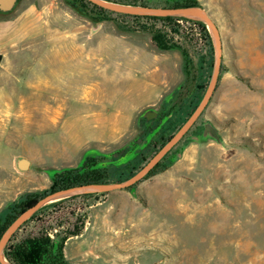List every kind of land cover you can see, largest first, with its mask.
<instances>
[{
    "label": "rangeland",
    "instance_id": "rangeland-1",
    "mask_svg": "<svg viewBox=\"0 0 264 264\" xmlns=\"http://www.w3.org/2000/svg\"><path fill=\"white\" fill-rule=\"evenodd\" d=\"M105 1L142 7L174 4ZM196 1L219 28L224 68L189 134L211 121L223 144L191 143L179 159L167 160L185 136L131 187L88 192L91 197L83 192L53 198L0 245L5 260L4 251L24 236L47 231L57 243L78 225L81 232L65 242L67 264H264V0ZM92 3L19 0L1 16L17 24L13 42L0 52V211L26 193L47 194L49 190L41 189L54 170L75 167L70 154L75 143L73 104L84 94L74 90L78 85L95 79L93 100L108 105L140 102L144 93V111L157 112L151 120L171 122V135L189 119L212 81L216 38L203 20L175 15L134 18ZM94 25L100 27L93 32ZM140 26L162 30L190 59L187 76L182 52L167 51V69L147 80L159 84L168 78L172 85L155 100L148 94L151 86L145 75L138 68L127 72V53L156 51L150 33ZM94 70L97 75L89 76ZM64 112L65 154L52 156L49 146L45 149V137H62L53 129ZM123 126L131 131L130 139L101 152L115 160L108 183L127 181L159 148H149L144 160L137 155L148 140L139 147L146 129L141 113L138 123ZM20 157L31 161L28 170L16 167ZM126 159L125 164L132 161L133 166L117 170L125 164H116ZM249 164L256 166L250 170Z\"/></svg>",
    "mask_w": 264,
    "mask_h": 264
},
{
    "label": "trees",
    "instance_id": "trees-1",
    "mask_svg": "<svg viewBox=\"0 0 264 264\" xmlns=\"http://www.w3.org/2000/svg\"><path fill=\"white\" fill-rule=\"evenodd\" d=\"M81 1H87L89 3H92L89 0H81ZM172 1L174 4L171 7L200 5L196 0H172ZM92 4L96 7H99L95 3ZM131 16L134 18L152 17L149 15H143V16L131 15ZM170 18L172 17H166V19H170ZM139 30L149 32L152 41L159 50L162 51L180 50L184 57L185 72L187 76H189L190 59L188 53L186 52V49H184L179 43L175 42L173 38L169 37L166 33H164L160 29H156L154 27L140 26ZM223 68H224L223 65H221V70ZM179 108H180L179 106L178 107L172 106V110L175 111H178ZM192 112L193 110L190 112V114ZM144 121L146 124L145 137L149 136V138L146 142L145 147L142 150H139L137 153V155L141 156L143 160L147 158V155L149 154L148 153L149 148L151 150H155L157 147H159L158 148L159 150L160 147L167 140H169L170 137L174 134L173 133L170 135L171 122L169 121L163 122L161 121V118H157L154 120H147L145 117H144ZM154 123L155 125H153ZM187 135H189V132ZM132 148H130V150ZM174 153H172L169 156H165V158L167 160H170L171 162L174 161L172 160V156L174 155ZM114 162L115 160L113 158V155H109V154L106 155L99 152L95 156L87 157L78 166L66 167L60 170H54L50 174L51 186L49 189H47L49 190L48 193L57 191L59 189L70 188L74 186L97 184V183H108L111 179H113L112 167H114ZM132 166H133L132 161H129L127 164H125L123 167L118 168L117 170H129ZM168 166L169 163L166 164L163 167V169L167 168ZM152 171L154 170H151V172ZM47 190H45V192ZM47 194L44 192L26 193L18 201L15 200L11 205H9L5 210H3L0 215V238L25 211H27L30 207L34 206L39 201V199H41ZM86 196L91 197L92 194L87 193ZM81 230H82V226L75 225L74 228L68 231L57 243L55 242L54 239L51 238L50 234L47 231H38L35 234H29L27 236H24L20 241L12 245H9V247L4 251V254L7 260L12 264H67L66 260L64 259L65 242L70 236L78 235L81 232Z\"/></svg>",
    "mask_w": 264,
    "mask_h": 264
},
{
    "label": "crops",
    "instance_id": "crops-1",
    "mask_svg": "<svg viewBox=\"0 0 264 264\" xmlns=\"http://www.w3.org/2000/svg\"><path fill=\"white\" fill-rule=\"evenodd\" d=\"M3 15L4 14H0V52L5 45L13 42L14 36L12 32L17 24L16 20L13 18H1ZM151 44L154 49H156L152 55H143L141 53L133 54L130 52L126 54L127 72L130 73L131 70L138 68L141 71L140 73L145 75L147 80L150 76L155 77V75H160L163 70L165 71L167 69L166 67L170 55L167 51H161L155 47L152 39ZM87 59L91 61L93 56L89 55ZM94 72L95 74L89 72V76L97 75V71L94 70ZM80 74H82L80 76L87 75L82 72H80ZM89 81L88 84L82 87L78 85L77 88L75 87L74 89L76 92L84 93L79 98H76L73 104L72 121L75 125L73 136L75 143L70 149V154L73 157V162L75 161L72 164L74 166H78L83 161L85 154L90 150L104 152L103 150L109 149L114 143L130 139L129 135L131 131L127 129L126 126L124 127L123 123H138L139 115L141 113L143 116L147 105L145 94H142V92L140 102L132 100L133 102L129 104L126 103L125 106L115 103V105H108L102 103L103 100L94 101L93 93L95 89L98 88V84L95 79H90ZM147 83L151 86L148 94L152 96V100L159 98L161 94L170 89L172 85L168 78H163L159 84L152 80H147ZM67 119L66 112H64L62 116H58L57 125L53 129L62 132V137L60 139L57 140L56 138L45 137V149L49 146L52 150L49 155L56 156L59 155V153H62L61 155L65 154V126ZM4 147H7V145H4L3 148ZM244 165L246 166L247 164ZM252 166L256 165L249 164L250 170H252ZM50 186L51 176H48V182L41 191L49 189Z\"/></svg>",
    "mask_w": 264,
    "mask_h": 264
},
{
    "label": "water",
    "instance_id": "water-1",
    "mask_svg": "<svg viewBox=\"0 0 264 264\" xmlns=\"http://www.w3.org/2000/svg\"><path fill=\"white\" fill-rule=\"evenodd\" d=\"M19 0H0V14H7L14 9L17 2ZM101 7L106 9L131 14V15H175V16H193L200 20H203L207 23L209 28L211 29L213 35L216 38V64L215 70L213 74L212 81L205 92V94L200 99L198 105L196 106L194 112L189 117V119L167 140L160 149L143 165L139 170H137L127 181L122 183H97V184H88V185H80L74 186L70 188L59 189L57 191H53L39 199V201L32 207H30L27 211H25L10 227L9 229L3 234L0 238V245H3L30 217L31 215L41 206L47 204L53 198L57 197H64L76 193H83V192H106L111 191L114 189H121L125 187H131L136 182H138L148 171L152 168L177 142H179L182 138H184L192 126L196 123V121L201 116L202 112L204 111L205 107L207 106L210 98L215 91L219 74L221 71L222 65V41L220 36V31L218 26L209 16L206 9L201 5H190V6H182V7H142V6H129L125 4H116L111 3L105 0H89ZM100 25H94L92 27V31H96ZM2 55L0 54V60ZM143 116L147 120H151L157 116V112L154 110H147L143 114ZM203 129L199 133H192L186 136L185 141L181 142L178 146L177 150L175 151L174 155L172 156V160L179 159L182 155L184 150L191 144V143H203L210 140L216 141L217 143L223 144V139L219 133L218 128L211 122L205 121L202 123ZM149 136H146L145 139L142 141L141 146H143ZM99 152L95 150L88 151L84 159L90 156H95ZM128 159L117 163L116 166H122L127 162ZM31 165V161L26 157H20L16 161V167L20 171H26L29 169ZM131 192L135 194V189L131 188ZM20 199V196L16 198V201ZM14 200L9 201L3 207L5 210L9 205H11ZM2 211H0L1 213ZM0 262L1 264H12L11 262L5 260L2 255V250L0 249Z\"/></svg>",
    "mask_w": 264,
    "mask_h": 264
}]
</instances>
